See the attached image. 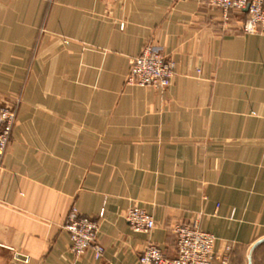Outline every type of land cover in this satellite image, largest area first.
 Returning <instances> with one entry per match:
<instances>
[{"label":"crops","instance_id":"1","mask_svg":"<svg viewBox=\"0 0 264 264\" xmlns=\"http://www.w3.org/2000/svg\"><path fill=\"white\" fill-rule=\"evenodd\" d=\"M208 0H0V100L21 99L0 161V264H139L176 255L174 223L216 237L212 264H264V27ZM152 44L164 89L125 82ZM155 219L133 231L126 211ZM72 207L98 223L75 258Z\"/></svg>","mask_w":264,"mask_h":264},{"label":"built area","instance_id":"2","mask_svg":"<svg viewBox=\"0 0 264 264\" xmlns=\"http://www.w3.org/2000/svg\"><path fill=\"white\" fill-rule=\"evenodd\" d=\"M115 1V0H106ZM210 5L221 10L223 19L230 12L244 14L243 33L255 34L264 27V0H208ZM174 75V63L152 44H146L138 55L131 58L126 82L142 87L164 89ZM16 122V107L0 104V161L9 143ZM129 227L135 232L150 233L155 228L154 217L141 207L134 205L125 214ZM65 228L70 236V250L75 258L81 257L92 247L94 258L100 259L104 246L97 241V221L82 216L75 207L67 215ZM171 231L176 238V255L168 257L160 246L148 241L139 254V264H212L216 237L196 225L174 223ZM226 264L227 257L222 258Z\"/></svg>","mask_w":264,"mask_h":264},{"label":"rangeland","instance_id":"3","mask_svg":"<svg viewBox=\"0 0 264 264\" xmlns=\"http://www.w3.org/2000/svg\"><path fill=\"white\" fill-rule=\"evenodd\" d=\"M125 82H126V80H125ZM19 101H21L20 97L19 98L14 97L13 99L12 98L11 99L4 98L3 100H0V104L14 105L16 107V114H17V106H18Z\"/></svg>","mask_w":264,"mask_h":264},{"label":"water","instance_id":"4","mask_svg":"<svg viewBox=\"0 0 264 264\" xmlns=\"http://www.w3.org/2000/svg\"><path fill=\"white\" fill-rule=\"evenodd\" d=\"M256 244H257V243H255V245H256ZM255 245H253V246L251 247L250 251H249L248 264H252V263H251V252H252L253 248L255 247Z\"/></svg>","mask_w":264,"mask_h":264}]
</instances>
